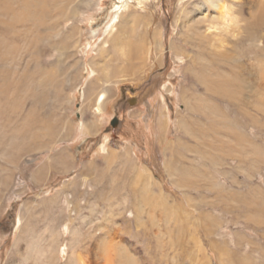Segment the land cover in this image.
<instances>
[{
  "label": "rangeland",
  "instance_id": "obj_1",
  "mask_svg": "<svg viewBox=\"0 0 264 264\" xmlns=\"http://www.w3.org/2000/svg\"><path fill=\"white\" fill-rule=\"evenodd\" d=\"M213 1L0 0V264H264V26Z\"/></svg>",
  "mask_w": 264,
  "mask_h": 264
},
{
  "label": "bare ground",
  "instance_id": "obj_2",
  "mask_svg": "<svg viewBox=\"0 0 264 264\" xmlns=\"http://www.w3.org/2000/svg\"><path fill=\"white\" fill-rule=\"evenodd\" d=\"M245 2L248 5L247 7L252 10V13L250 14L249 22L247 23V29L251 32L250 35H251V38H252L253 36H255L254 31L256 29H259L262 26H264V0H245ZM212 3L214 4L215 8H217V10L221 7V5H219L218 0H217V2L213 1ZM136 43L137 44H133L132 42L129 41V48L126 49V51H125L126 53L124 52L126 55L123 53V56L124 57L126 56V59L124 60L126 62V64L124 66H122V67H114L113 70L110 71V74L109 73L107 74V76L104 79V81H106V82L107 81H111V79H112L111 77H113V75L115 73H125V72H127V74H128V73H136V72H138L139 67L134 68V66L136 65V62L140 58V51H142L144 49V47H145V46H143L144 45L143 37L142 36L139 37V40ZM120 44H121V42H120ZM125 44H127V43H125ZM97 68H98L97 71L101 72V73L105 69L104 66H97ZM91 71L93 72V70H91ZM99 93H103V92L99 91ZM105 93L106 94H111L109 92V90H107V91H105L102 94L101 98L105 97V95H106ZM87 97H89V96H87ZM98 98H99V94H98ZM98 103H101V102H97L96 105H99ZM101 147H103L102 150L108 152L106 158L112 157V156H114V154L116 155V152L112 153L111 151H108V149L105 148V145L104 146L102 145ZM108 245H109V242H106L104 239L97 240V242L94 244V247H93L94 251L92 253L93 254V258H96L95 261H97V262H103V261L106 262L107 261V258L104 257L105 256L104 252H105V250H107L106 248L108 247ZM127 256L128 255H125L126 260H130Z\"/></svg>",
  "mask_w": 264,
  "mask_h": 264
},
{
  "label": "clouds",
  "instance_id": "obj_3",
  "mask_svg": "<svg viewBox=\"0 0 264 264\" xmlns=\"http://www.w3.org/2000/svg\"><path fill=\"white\" fill-rule=\"evenodd\" d=\"M218 19H221L223 23V32L225 35L229 33V26L236 23V17L232 15V10L227 5L221 6L218 10Z\"/></svg>",
  "mask_w": 264,
  "mask_h": 264
},
{
  "label": "water",
  "instance_id": "obj_4",
  "mask_svg": "<svg viewBox=\"0 0 264 264\" xmlns=\"http://www.w3.org/2000/svg\"><path fill=\"white\" fill-rule=\"evenodd\" d=\"M117 121H118V120L115 118L113 121H111V125H112V126H115V124L117 123Z\"/></svg>",
  "mask_w": 264,
  "mask_h": 264
},
{
  "label": "crops",
  "instance_id": "obj_5",
  "mask_svg": "<svg viewBox=\"0 0 264 264\" xmlns=\"http://www.w3.org/2000/svg\"><path fill=\"white\" fill-rule=\"evenodd\" d=\"M99 65H101V64H99Z\"/></svg>",
  "mask_w": 264,
  "mask_h": 264
}]
</instances>
